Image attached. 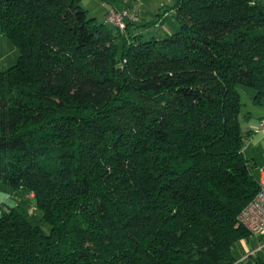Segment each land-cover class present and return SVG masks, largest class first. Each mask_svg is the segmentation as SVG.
I'll return each mask as SVG.
<instances>
[{"label":"trees","instance_id":"trees-1","mask_svg":"<svg viewBox=\"0 0 264 264\" xmlns=\"http://www.w3.org/2000/svg\"><path fill=\"white\" fill-rule=\"evenodd\" d=\"M168 9L178 30L142 39L160 13L121 31L80 0H0V32L18 52L0 70V185L21 189L51 228L21 206L2 211L0 264L241 258L249 232L237 217L259 180L238 88L264 103V0Z\"/></svg>","mask_w":264,"mask_h":264},{"label":"rangeland","instance_id":"rangeland-1","mask_svg":"<svg viewBox=\"0 0 264 264\" xmlns=\"http://www.w3.org/2000/svg\"><path fill=\"white\" fill-rule=\"evenodd\" d=\"M173 3L174 0H122V3L118 6L139 16V22L150 20L156 13L162 15L158 25L148 28L140 27L139 32L142 34V39H147L152 36L163 38L178 30L179 26L174 11L168 9L172 7ZM80 4L88 11L89 16L96 17L99 22L115 29V25L105 20L107 10L105 0H80ZM17 56L18 52L15 46L0 32V70L14 64ZM238 89L244 112L248 111L253 119L264 114V103L255 104L252 102L253 91L250 87L241 85ZM247 152L249 150H246ZM252 173L255 175V172ZM0 186L6 188L4 185ZM18 195L19 193H16V197ZM20 206L24 208L25 214L31 223L39 225L45 234L50 232V225L41 222L40 211L35 204L30 205L22 201ZM239 245L238 250L241 252V258L236 264H246L257 257L264 259V233L254 235L249 233L248 240H242Z\"/></svg>","mask_w":264,"mask_h":264},{"label":"built area","instance_id":"built-area-1","mask_svg":"<svg viewBox=\"0 0 264 264\" xmlns=\"http://www.w3.org/2000/svg\"><path fill=\"white\" fill-rule=\"evenodd\" d=\"M105 19L115 25L119 30H124L126 22L138 20V16L128 9L107 6ZM264 128V119H260L253 128L256 132ZM238 223L251 235L264 233V177L259 180V189L255 196L241 209L237 217Z\"/></svg>","mask_w":264,"mask_h":264},{"label":"crops","instance_id":"crops-1","mask_svg":"<svg viewBox=\"0 0 264 264\" xmlns=\"http://www.w3.org/2000/svg\"><path fill=\"white\" fill-rule=\"evenodd\" d=\"M260 119H264V114L256 118H251L248 127L250 129L254 128ZM246 150L249 152L246 153ZM244 152L247 156L255 159V167L252 172H255L256 178L260 180L264 177V128L256 132H252V134L248 137L246 145L244 147ZM16 193H19L18 197H16ZM25 194L21 189L10 190L9 188H4L0 186V214L2 211H7L13 206H20L21 202H25L24 200ZM28 199H31V194L26 196ZM27 204H33L28 202Z\"/></svg>","mask_w":264,"mask_h":264}]
</instances>
